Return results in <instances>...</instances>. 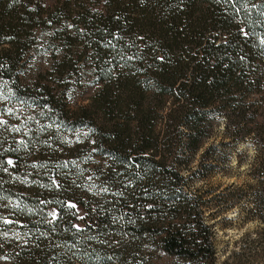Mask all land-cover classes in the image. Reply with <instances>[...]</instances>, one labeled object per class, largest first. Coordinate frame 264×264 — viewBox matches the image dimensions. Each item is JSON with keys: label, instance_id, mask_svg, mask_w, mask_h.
Here are the masks:
<instances>
[{"label": "trees", "instance_id": "trees-1", "mask_svg": "<svg viewBox=\"0 0 264 264\" xmlns=\"http://www.w3.org/2000/svg\"><path fill=\"white\" fill-rule=\"evenodd\" d=\"M44 31L59 44L52 57L60 72L76 42L95 71L99 87L70 114L62 96L24 87L15 74ZM0 48L4 96L35 106L41 130L48 121L85 128L92 144L75 146L71 167L47 174L38 200L0 186L20 231L9 242L0 237L10 264H131L146 240L167 258L217 264L214 233L187 176L199 153L203 161L217 152L209 143L216 137L251 139L264 155V0H0ZM85 145L106 157L98 180L112 196L82 187ZM19 157L0 147L1 166ZM110 233L129 241L103 247Z\"/></svg>", "mask_w": 264, "mask_h": 264}, {"label": "rangeland", "instance_id": "rangeland-1", "mask_svg": "<svg viewBox=\"0 0 264 264\" xmlns=\"http://www.w3.org/2000/svg\"><path fill=\"white\" fill-rule=\"evenodd\" d=\"M68 22L70 28H74V21L68 19ZM57 27L59 26H55L54 29ZM49 32L37 34L35 41L31 42L30 48L19 61L15 74L24 87L28 86L38 92L46 87L56 96H62L66 105L65 110L70 114L86 106L99 85L95 71L92 69L91 59L82 54L85 49L81 42L72 44L70 50L73 56L66 60L69 70L59 71L57 65L53 64L52 57V52L57 49L55 45L59 44L55 43L53 35H49ZM61 50L63 51V48ZM1 86L0 84V93L5 97ZM9 109L12 110L11 113ZM36 110L35 106L28 104L19 106L18 101L0 98V120L7 122L0 125V147L4 150L10 148L20 155L13 167L9 164L8 167L0 165V186L7 192L13 191L17 196H30L34 200H38L37 193L41 192V189L45 190L44 182L48 180L46 176L51 170L59 164L71 167L75 146L82 148L86 141L87 145H92L91 132L85 128L64 131L48 121L44 123L47 124V129L41 130L42 123L37 117ZM16 128L20 130L15 131ZM59 137L65 138L64 143ZM16 142L24 143L17 149L14 147ZM209 143L217 146V152L222 150L223 153L219 155L217 152L212 153L213 155L203 161L199 153L191 161L192 169L188 172L189 174L195 172V176H187V183L201 204L206 223L214 233L216 262L217 264H264V175L262 176L264 166L261 164L264 155L259 156L257 145L251 139L238 144L223 141L222 144L221 139L216 137ZM30 148L31 153H29ZM259 149L264 151V145L259 146ZM82 150L84 154L77 157H82L83 160L81 163L85 182L82 187H86L89 195L94 197L102 198L108 194L111 196L115 194L116 190L111 188L105 191L106 185L98 180L101 172L104 171L102 166L106 157L86 145L81 152ZM76 186L81 187L79 184ZM4 199L2 203L14 204L9 199L5 201ZM2 203H0V237L9 242L14 236L12 234L18 235L20 231L19 226L14 224L16 217L9 214ZM2 225L10 226L9 230H4L5 226ZM122 240L127 243L129 238L126 235L110 233L101 244L104 245L103 247L115 245L116 248H120ZM140 248L141 253L133 254L134 259L131 264H201L167 258L155 252L147 240L141 243ZM6 253V251L0 252V264H10ZM67 264H80V262L71 261ZM108 264H117V262L110 260Z\"/></svg>", "mask_w": 264, "mask_h": 264}, {"label": "snow or ice", "instance_id": "snow-or-ice-1", "mask_svg": "<svg viewBox=\"0 0 264 264\" xmlns=\"http://www.w3.org/2000/svg\"><path fill=\"white\" fill-rule=\"evenodd\" d=\"M0 98H6V97H3V93H0ZM8 111H9V113H11L12 110L9 109ZM6 123H7L6 121L0 120V125L6 124ZM14 130H15V131H19L20 129L16 128V129H14ZM8 163L11 164L12 161H8ZM105 191H107V189H105ZM70 207H73V208H74V207H76V206L73 204V205H70ZM51 215H52L53 219L56 218V215H55L54 212L51 213Z\"/></svg>", "mask_w": 264, "mask_h": 264}]
</instances>
